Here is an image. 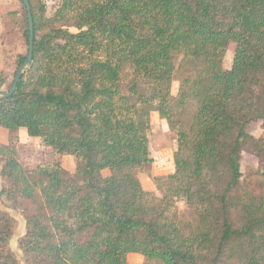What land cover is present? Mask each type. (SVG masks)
<instances>
[{"label": "trees", "instance_id": "1", "mask_svg": "<svg viewBox=\"0 0 264 264\" xmlns=\"http://www.w3.org/2000/svg\"><path fill=\"white\" fill-rule=\"evenodd\" d=\"M28 1L32 60L0 99V200L21 212L25 233L19 260L15 220L0 210V264H130L129 253L264 264V0H59L50 16L42 0ZM152 112L176 142L174 171L154 178L159 195L137 177L151 162ZM256 121L259 137L248 131ZM20 128L71 156L73 174L58 160L26 169ZM244 151L259 161L247 176Z\"/></svg>", "mask_w": 264, "mask_h": 264}, {"label": "rangeland", "instance_id": "2", "mask_svg": "<svg viewBox=\"0 0 264 264\" xmlns=\"http://www.w3.org/2000/svg\"><path fill=\"white\" fill-rule=\"evenodd\" d=\"M46 4V15L50 16L55 10L59 0H42ZM21 3L19 0H0V74L5 79V83L0 91L9 90L12 85L16 71L19 68V56H25L28 52V44L23 34L24 26L22 17L19 15L21 11ZM15 12L14 15H8ZM234 43L229 44L224 57L223 68L228 69L232 64ZM181 72H176L171 85V94L173 97L177 95ZM126 78V77H125ZM151 128L148 134L149 152L151 162L139 169L137 177L141 182L144 190L152 191L156 195L155 177H161L171 174L174 171L173 152L176 149V142L173 133L169 130L168 124L161 119L156 112L150 115ZM248 131L255 137H259L262 133L260 122H251ZM8 131L0 127V142L7 143ZM16 148L19 154V160L26 169H35L38 165L58 160L63 171L72 175L74 172V161L71 156L63 155L56 157L50 147L44 146L40 138L29 136L24 128L18 131V140ZM5 161L0 156V169ZM259 161L250 151H244L241 157V171L244 176L256 171ZM4 185V181L0 177V188ZM178 208L182 216L186 219L190 218L189 209L184 202H178ZM0 210H5L15 220L14 232L9 239V247L15 253L19 260L22 259V253L18 247V240L25 233V220L19 210L12 209L5 201L0 200ZM127 261L130 264H160L156 260H149L137 253H129ZM20 264H22L20 262Z\"/></svg>", "mask_w": 264, "mask_h": 264}, {"label": "water", "instance_id": "3", "mask_svg": "<svg viewBox=\"0 0 264 264\" xmlns=\"http://www.w3.org/2000/svg\"><path fill=\"white\" fill-rule=\"evenodd\" d=\"M21 2H23L26 11H27V16H28V52H27V56L26 59L20 64L18 70L15 73L13 82L11 87L9 88V90L2 92L0 91V99H4V98H8L9 96H11L18 84V81L20 80L22 74L26 71L27 67L30 65L31 60H32V55H33V20H32V15H31V9H30V4L28 0H20Z\"/></svg>", "mask_w": 264, "mask_h": 264}]
</instances>
